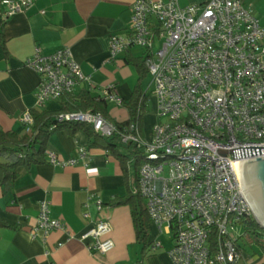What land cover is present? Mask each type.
<instances>
[{"label":"built area","instance_id":"2783aa9c","mask_svg":"<svg viewBox=\"0 0 264 264\" xmlns=\"http://www.w3.org/2000/svg\"><path fill=\"white\" fill-rule=\"evenodd\" d=\"M33 2L2 0V17L23 13ZM131 14L124 34L109 38L108 62L133 48L142 50L149 77L143 94L155 98L158 117L147 138L136 124L118 132L121 143L135 145L144 158L132 193L144 201L151 224L170 237L171 264H245L232 231L252 216L238 161L264 160V24L243 0L185 5L180 0H135ZM24 66L40 78L38 109L72 94L79 84L99 92L106 104L122 106L115 87L94 86L67 48L50 55L35 48ZM20 121L26 130L31 127L29 111ZM56 122L87 124L103 137L117 132L99 113H62ZM86 156L82 150L78 158L62 160L45 152L46 162L60 168ZM89 200L102 210L101 200ZM48 206L45 201L39 205L35 234L64 229L50 218ZM81 217L90 219L86 210ZM110 232L107 220H97L80 241L90 254L104 255L114 246ZM160 248L154 241L149 251Z\"/></svg>","mask_w":264,"mask_h":264},{"label":"crops","instance_id":"0c3cea01","mask_svg":"<svg viewBox=\"0 0 264 264\" xmlns=\"http://www.w3.org/2000/svg\"><path fill=\"white\" fill-rule=\"evenodd\" d=\"M1 1L0 34L4 44V47L0 44L1 130L23 135L27 130L20 121L22 114L38 109L35 94L40 78L24 66L35 48L42 55L67 48L82 74L89 77L94 86L113 85L122 102L130 99L138 74L124 59L138 58L142 50L133 48L108 62V44L111 35L124 34L130 27L135 0H34L28 10L7 20L2 17ZM205 1L180 0V4ZM243 3L245 5V0ZM147 78L149 80L148 76L145 80ZM145 80L142 92L146 88ZM81 91H87L92 97L99 94L86 84H79L70 95L76 96ZM150 100L156 113L153 96L148 95L146 110ZM59 101L47 102L42 110H59ZM107 109L109 119L119 122L127 119L122 106L108 105ZM153 124L154 113L147 110L142 117L144 138L151 133ZM88 140L81 131L73 136L64 131L53 132L47 140L46 152L68 160L78 158V153L85 150L86 158L63 168L54 167L46 160L29 170L19 168L11 191L6 195L0 191V221L5 225L0 227V264H171L167 256L171 239L151 223L147 242L157 241L161 248L154 252L143 251L142 245L136 242L129 207L111 204L127 193L123 171L105 151L89 149ZM133 181L129 168L127 183L130 187ZM92 196L102 201L100 212L89 200ZM44 201L49 204L50 218L64 225L63 230L46 236L32 231L39 205ZM86 203H89L87 209L84 208ZM84 210L89 214L88 221L81 217ZM101 219L109 223V238L114 246L107 254H90L80 236L90 228L91 222ZM247 241H238L242 261L264 264V250L253 241Z\"/></svg>","mask_w":264,"mask_h":264},{"label":"trees","instance_id":"16d2710c","mask_svg":"<svg viewBox=\"0 0 264 264\" xmlns=\"http://www.w3.org/2000/svg\"><path fill=\"white\" fill-rule=\"evenodd\" d=\"M0 44L4 47L3 39L0 34ZM126 65L133 66L138 74V82L134 87L128 101L122 102V108L127 112V119L116 121L109 119L108 104L99 97H92L87 91H81L76 96L65 95L59 103L57 111H46L32 109L29 114L32 119L31 127L23 135H18L13 131H3L0 129V191L6 195L12 189L14 180L17 177L19 168L29 170L33 166L42 165L45 162L46 143L50 135L55 131H64L68 135H75L77 132H84L88 136L87 147L99 148L106 152L120 165L127 184V193L123 198L112 201V205L128 206L135 231L136 242L142 245L143 251L149 249L148 229L150 219L144 201L138 194H133L132 190L137 186L138 171L144 158L142 151L133 144L124 145L121 143L118 132L132 124H136L140 133L142 127V117L146 113L147 96L141 91V86L148 76L144 66L143 58H125ZM91 112L99 113L108 119L115 127L116 131L110 136L103 137L94 132L91 126L83 123H60L56 122L59 114L67 112ZM55 126L54 130L50 128ZM132 171L134 178L133 187L129 186L128 170ZM5 226L0 221V227ZM242 233L237 238L238 241L244 239L253 241L264 250V230H262L250 215L240 221L238 225ZM216 243L213 241L212 250L215 251Z\"/></svg>","mask_w":264,"mask_h":264},{"label":"water","instance_id":"95a60500","mask_svg":"<svg viewBox=\"0 0 264 264\" xmlns=\"http://www.w3.org/2000/svg\"><path fill=\"white\" fill-rule=\"evenodd\" d=\"M238 163L245 188L244 198L257 225L264 230V160L259 157Z\"/></svg>","mask_w":264,"mask_h":264},{"label":"rangeland","instance_id":"374dc122","mask_svg":"<svg viewBox=\"0 0 264 264\" xmlns=\"http://www.w3.org/2000/svg\"><path fill=\"white\" fill-rule=\"evenodd\" d=\"M189 1H191V2H193V1L194 2H200L202 0H189ZM245 5H246L247 8H249V9L252 10V12L255 14V16L260 20V23L261 24H264V0H245ZM148 81L149 80L147 78L145 80V82H144V86L146 88H147V85H148ZM146 88H145V90H146ZM148 94H149V92H148ZM149 97L152 98V95L149 94ZM148 105L149 106H148V109L147 110L149 111V113H151V114L154 113V124H155L158 121V117H157L155 111L153 112V102H152V100H150V102L148 103ZM109 108H111V107H109ZM154 124H153V126H154ZM148 135H150V134H148ZM147 136H146V138H147ZM241 233H242V229H241L240 226H236V227L233 228L232 234L234 235L235 238L239 237ZM239 241L241 242L242 239H240Z\"/></svg>","mask_w":264,"mask_h":264},{"label":"bare ground","instance_id":"6f19581e","mask_svg":"<svg viewBox=\"0 0 264 264\" xmlns=\"http://www.w3.org/2000/svg\"><path fill=\"white\" fill-rule=\"evenodd\" d=\"M239 176H240V178H241V181H242V174H241V170H240V168H239ZM244 185V184H243ZM244 195H245V188H244ZM248 204V203H247ZM249 206V205H248ZM250 208V207H249Z\"/></svg>","mask_w":264,"mask_h":264}]
</instances>
